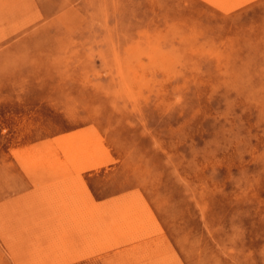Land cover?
<instances>
[{
  "label": "rangeland",
  "instance_id": "obj_1",
  "mask_svg": "<svg viewBox=\"0 0 264 264\" xmlns=\"http://www.w3.org/2000/svg\"><path fill=\"white\" fill-rule=\"evenodd\" d=\"M0 223V264H264V0H0Z\"/></svg>",
  "mask_w": 264,
  "mask_h": 264
},
{
  "label": "crops",
  "instance_id": "obj_2",
  "mask_svg": "<svg viewBox=\"0 0 264 264\" xmlns=\"http://www.w3.org/2000/svg\"><path fill=\"white\" fill-rule=\"evenodd\" d=\"M114 169H116V167L110 165L107 167H101L98 170H88L84 172L83 175L86 179L85 186L90 192L92 200L94 202L103 203L110 199L111 200L115 199L119 197L120 195H122V193L132 191L136 188V185L132 183H122L119 180L114 179V178L109 182L99 181L95 178L92 179L93 181H90V176L95 175L96 171H100L103 173L108 171L110 173H113ZM15 185L17 187L16 188L17 196L30 192L32 190V185L28 181H25V180L24 182L19 181ZM107 254H111V252L93 255L91 257H85V258L83 257V259L80 258V259L74 260L67 264H105L102 262V258L105 257Z\"/></svg>",
  "mask_w": 264,
  "mask_h": 264
},
{
  "label": "bare ground",
  "instance_id": "obj_3",
  "mask_svg": "<svg viewBox=\"0 0 264 264\" xmlns=\"http://www.w3.org/2000/svg\"><path fill=\"white\" fill-rule=\"evenodd\" d=\"M209 2V1H208ZM211 3V2H210ZM212 4V3H211ZM218 4V3H217ZM240 4V3H239ZM238 4V5H239ZM218 7H219V5H218ZM90 8V7H89ZM223 11V10H222ZM230 12V11H229ZM116 13V12H115ZM101 29V28H100ZM5 46V45H4ZM86 50V49H85ZM94 58V57H93ZM212 65V64H211ZM178 68V67H177ZM105 71V70H104ZM135 73H137V72H135ZM98 74V73H97ZM103 74V73H102ZM95 76H96V74H95ZM99 76V75H98ZM104 77V76H103ZM100 80V79H99ZM120 100V99H119ZM121 104V103H120ZM59 106V105H58ZM61 111V110H60ZM62 111H63V109H62ZM82 111V110H81ZM134 111V110H133ZM136 113V112H135ZM193 121V120H192ZM142 122H140V124H141ZM147 124V123H146ZM83 129V128H82ZM79 130V129H78ZM6 131V130H5ZM74 131V130H73ZM85 131V130H84ZM151 131V130H150ZM80 132V131H79ZM87 132V131H86ZM94 133H96V135H98V133H97V131L96 130H94L93 131ZM82 133V132H81ZM84 135H85V133H83ZM79 135V134H78ZM153 135V134H152ZM64 136V135H63ZM83 136V135H82ZM159 136V135H158ZM87 137H88V135H87ZM153 137V136H152ZM156 137H157V135H156ZM89 138V137H88ZM162 138V137H161ZM166 138V137H165ZM66 139V138H65ZM85 139V137H83L82 138V140H84ZM155 139V138H154ZM172 139V138H171ZM47 141V140H46ZM45 141V142H46ZM101 141V139L99 138V143L101 144V151L102 152H105V153H107V149L102 145V143L100 142ZM156 141V140H155ZM184 141V140H183ZM167 142V141H166ZM173 142V141H172ZM90 143H91V141H90ZM46 144V143H45ZM76 144V143H75ZM83 144V146H81L82 147V150H85V147H86V143L84 144V143H82ZM36 145V144H35ZM47 145V144H46ZM180 145V144H179ZM62 146V145H61ZM87 146H88V143H87ZM37 147V146H36ZM59 148H60V146H58ZM162 148V147H161ZM91 149V148H90ZM166 149V148H165ZM167 150V149H166ZM227 151V150H226ZM69 155H71V154H69ZM75 155V154H74ZM92 157H93V155H92ZM106 158V157H105ZM108 158H110V156L108 157ZM47 160V159H46ZM68 160V159H67ZM80 160V159H79ZM86 160H88V159H86ZM103 161V160H102ZM109 161H112V159H110ZM116 161V160H115ZM183 161V160H182ZM78 162V161H77ZM106 162V161H105ZM112 162H114V161H112ZM71 163V162H70ZM79 163V162H78ZM81 163H82V161H81ZM81 163H80V165H81ZM87 163V162H86ZM185 163H186V161H185ZM110 164V163H109ZM182 164V163H181ZM197 164V163H196ZM101 165V163H99V162H90V163H88L87 165H85V166H83V170L84 171H86V170H90V169H93V168H96L97 166H100ZM125 165H126V163H125ZM132 165V164H131ZM26 166V165H25ZM52 166V165H51ZM53 167V166H52ZM181 167V166H180ZM176 168V167H175ZM179 168V167H178ZM82 169V168H81ZM80 168H79V170H81ZM236 169V168H235ZM39 170V169H38ZM66 171H67V169H65ZM204 170V169H203ZM34 171V170H33ZM179 171V170H178ZM52 173V171H49V173ZM54 172V171H53ZM69 172H70V170H69ZM35 173V172H34ZM38 173V172H37ZM56 173H57V171H56ZM55 173V174H56ZM80 173V172H79ZM78 173V174H79ZM101 173V172H100ZM179 173V172H178ZM220 173V172H219ZM36 174V173H35ZM39 174V173H38ZM37 175V174H36ZM54 175V174H53ZM40 176V175H39ZM45 176V175H44ZM55 176V175H54ZM69 176V175H68ZM73 176V175H72ZM75 176H77V173L75 174ZM74 177V176H73ZM39 178V177H38ZM44 178H46V177H44ZM64 178V177H63ZM187 178V177H186ZM37 179V178H36ZM55 179H57L56 177H55ZM188 179V178H187ZM49 180V179H48ZM51 180H53V178L51 179ZM61 180V179H60ZM83 180V179H82ZM214 180V179H213ZM34 181H35V179H34ZM56 181V180H55ZM220 181V180H219ZM218 181V182H219ZM44 182V181H43ZM53 182V181H52ZM154 182V181H153ZM153 182H151V183H153ZM61 183H62V181H61ZM65 183V182H64ZM64 183H62V184H64ZM69 183H70V181H69ZM75 183V182H74ZM155 183V182H154ZM46 184H48V183H46ZM71 184V183H70ZM100 184H102V183H100ZM99 184V185H100ZM227 184V183H226ZM51 185V184H50ZM73 185V184H72ZM82 185H83V188H84V191L86 192V196H87V198H88V200H89V202H91V204L93 205V206H95V207H97V206H99L98 205V203H96V202H94L93 200H92V197H91V194H90V192L88 191V189L86 188V186H85V183L82 181ZM153 185V184H152ZM48 186V185H47ZM53 186H55V185H53ZM52 185H51V189H52V187H53ZM67 185H65L64 187L67 189V187H66ZM158 186V185H157ZM209 186V185H208ZM42 187V186H41ZM46 187V186H45ZM78 187V186H77ZM34 188V187H33ZM54 188V187H53ZM154 188V187H153ZM43 189H44V187H43ZM77 189H79V188H77ZM140 189V188H139ZM148 189H150V190H152L151 188H148ZM155 189V188H154ZM38 190V189H37ZM65 190V189H64ZM63 190V191H64ZM130 190V189H129ZM156 190V189H155ZM198 190V189H197ZM27 191V190H26ZM29 191V190H28ZM32 191V190H31ZM34 191V190H33ZM62 191V192H63ZM81 191V190H80ZM83 191V190H82ZM154 191V190H153ZM42 192V191H41ZM58 192H60V191H58ZM68 192H69V190H68ZM155 192V191H154ZM35 193V192H34ZM36 193H37V191H36ZM43 193V192H42ZM50 193V192H49ZM77 193H78V191H77ZM38 195H39V192L37 193ZM55 194V193H54ZM58 194H63V193H58ZM65 194V193H64ZM76 194V193H75ZM79 194H81V193H79ZM119 194V193H118ZM131 194V193H130ZM33 195V194H32ZM36 195V194H35ZM115 195V194H114ZM45 196V195H44ZM49 196V195H48ZM61 196V195H60ZM59 196V197H60ZM72 196V195H71ZM85 196V195H84ZM118 196V195H117ZM133 196V195H132ZM39 197V196H38ZM46 197V196H45ZM44 197V198H45ZM50 197H51V195H50ZM59 197H57V198H59ZM24 198V197H23ZM40 198H41V196H40ZM56 198V199H57ZM63 198V197H62ZM61 198V199H62ZM66 198H68V195H67V197ZM140 198V197H139ZM55 199V198H54ZM60 199V200H61ZM63 199H65V197L63 198ZM63 199H62V201H63ZM71 199V198H70ZM72 199H73V197H72ZM109 199V198H108ZM107 199V200H108ZM30 200H31V198H30ZM42 200H44V199H42ZM53 200V199H52ZM76 200V199H75ZM111 200V199H110ZM121 200V199H120ZM135 200H136V198H135ZM48 201V200H47ZM46 201V202H47ZM54 201V200H53ZM70 201H72V200H70ZM117 201V200H116ZM140 201H142L143 202V199L141 200L140 199ZM164 201V200H163ZM56 202V201H55ZM63 202H65V201H63ZM85 202V201H84ZM155 201H153V203H154ZM157 202V201H156ZM26 203V202H25ZM73 204H76V203H74V202H72ZM79 203V202H78ZM77 203V204H78ZM135 203H137L136 201H135ZM140 203V202H139ZM144 203V202H143ZM158 203H160V201H158ZM162 203V202H161ZM197 203V202H196ZM28 204V203H27ZM26 204V205H27ZM48 204V203H47ZM51 204V203H50ZM50 204H49V208H50ZM54 204V203H53ZM52 204V205H53ZM64 204V203H63ZM63 204L61 205V206H63ZM68 204V203H67ZM71 204V203H70ZM138 204V203H137ZM141 204V203H140ZM145 204V203H144ZM143 204V208L145 209V207H147V206H145ZM198 204V203H197ZM25 205V206H26ZM65 205H66V203H65ZM107 205V204H106ZM105 205V206H106ZM133 205V204H132ZM142 205V204H141ZM154 205V204H153ZM156 205H158V204H156ZM36 206V205H35ZM55 206V205H54ZM54 206H53V208H54ZM67 206V205H66ZM69 206V205H68ZM110 206V205H109ZM138 206V205H137ZM160 206V205H159ZM159 206H157L158 208H159ZM199 206V205H198ZM57 207V206H56ZM108 207V206H107ZM141 207V206H140ZM46 208V207H45ZM75 208H76V206H75ZM200 208V207H199ZM128 209V208H127ZM143 209V210H144ZM160 209V208H159ZM158 209V210H159ZM77 210H78V208H77ZM81 210H82V208H81ZM87 210V209H86ZM147 209H145V211H146ZM89 211V210H88ZM91 211V210H90ZM135 211V210H134ZM160 211V210H159ZM82 212V211H81ZM83 212H84V210H83ZM114 212H115V210H114ZM128 212H129V210H128ZM79 213V212H78ZM91 213V212H90ZM93 213V212H92ZM116 213V212H115ZM118 213V212H117ZM81 214V213H80ZM46 215V214H45ZM67 216H68V214H66ZM65 215V216H66ZM77 215V217H78V214H76ZM143 215V214H142ZM7 216V215H6ZM86 216V215H85ZM81 217V216H80ZM127 217V216H126ZM126 217H125V219L124 220H126ZM142 217V216H141ZM203 217V216H202ZM79 218V217H78ZM123 218V217H122ZM144 219H145V214H144V217H143ZM36 219V218H35ZM120 220V219H119ZM119 220H118V222H119ZM146 220V219H145ZM2 221V220H1ZM4 221V220H3ZM2 221V222H3ZM60 221V220H59ZM1 222V223H2ZM56 222V221H55ZM61 222V221H60ZM87 222V221H86ZM148 222V221H147ZM150 222H153L152 220L150 221ZM0 223V224H1ZM4 223V222H3ZM144 223H146V221L145 222H143V225H144ZM42 224V223H41ZM70 224H72V223H70ZM101 224V223H100ZM128 224V223H127ZM135 224V223H134ZM148 224V223H147ZM203 224H204V222H203ZM133 225V224H132ZM131 225V226H132ZM1 226V225H0ZM7 226V225H6ZM101 226V225H100ZM118 226H119V224H118ZM158 226V225H157ZM55 227V226H54ZM112 227V226H111ZM128 227V226H127ZM133 227V226H132ZM81 228V227H80ZM91 228V227H90ZM102 228V227H101ZM108 228V227H107ZM136 228V227H135ZM139 228V227H138ZM56 229H58V228H56ZM110 229V228H109ZM127 229V228H126ZM137 229V228H136ZM148 229V228H147ZM81 230H83V229H81ZM115 230H116V228H115ZM58 231V230H57ZM85 231H86V228H85ZM126 231H128V230H126ZM138 231V230H137ZM78 232H80V231H78ZM119 232V231H118ZM122 232V231H121ZM139 232V231H138ZM142 232L144 233V231L142 230ZM147 232V231H146ZM165 232V231H164ZM8 233V232H7ZM50 233V232H49ZM101 233V232H100ZM133 233V235H135L134 234V232H132ZM136 233V232H135ZM13 234V233H12ZM17 234V233H16ZM54 234V233H53ZM99 234V233H98ZM154 234H156V233H154ZM163 234V233H162ZM52 235V234H51ZM95 235V234H94ZM119 235H121V233L119 234ZM125 235V234H124ZM132 235V236H133ZM142 235V234H141ZM14 236V235H13ZM16 236V235H15ZM34 236V235H33ZM32 236V237H33ZM122 236V235H121ZM156 236H158V235H156ZM162 236V235H161ZM56 237V236H55ZM87 237V236H86ZM85 237V238H86ZM128 237V236H127ZM129 237H130V235H129ZM129 237L127 238L128 240H129ZM136 237V236H135ZM134 237V238H135ZM140 237H145L144 236V234L142 235V236H140ZM155 237V236H154ZM160 237V236H159ZM212 237V236H211ZM34 238V237H33ZM53 237H51V239H52ZM149 238V237H148ZM32 239V238H31ZM121 239V238H120ZM125 239V238H124ZM138 239V238H137ZM160 239V238H159ZM163 239V238H162ZM213 239V238H212ZM13 240H14V237H13ZM122 240V239H121ZM148 240V239H147ZM151 240H153L152 238H151ZM214 240V239H213ZM57 241V240H56ZM55 241V242H56ZM123 241V240H122ZM129 241H131V240H129ZM128 241V242H129ZM136 241V240H135ZM144 241V240H143ZM161 241V240H160ZM15 242H16V240H15ZM86 242H91V241H87L86 240ZM107 242V241H106ZM109 242V241H108ZM107 242V243H108ZM139 242H141V241H139ZM164 242V241H163ZM92 243H93V240H92ZM91 243V244H92ZM120 243H123V242H120ZM129 243H131V242H129ZM133 243V242H132ZM147 243V242H146ZM153 243V242H152ZM152 243H151V245H152ZM57 244V243H56ZM109 244H110V242H109ZM167 244V243H166ZM35 245V244H34ZM85 245H87V244H85ZM95 245V244H94ZM119 245V244H118ZM118 245H117V247H118ZM133 245V244H132ZM148 245V244H147ZM170 245H171V243H170ZM8 245H6V247H7ZM57 246V245H56ZM89 246V245H88ZM92 246V245H91ZM99 246V245H98ZM116 246V245H115ZM114 246V247H115ZM131 246V245H130ZM155 246V245H154ZM162 246V245H161ZM164 246V245H163ZM172 246V245H171ZM85 247H87V246H85ZM97 247V246H96ZM96 247L95 248H93V247H91V251L94 249V251H96L95 249H96ZM110 247H112L111 245H110ZM146 247V246H145ZM89 248H90V246H89ZM134 248V247H133ZM147 248V247H146ZM157 248V247H156ZM155 248V249H156ZM163 248V247H162ZM170 248V247H169ZM86 249V248H85ZM126 249V248H125ZM125 249H123L124 251H125ZM143 249V248H142ZM165 249H167V248H165ZM174 249V248H173ZM35 251H36V249H34ZM98 250V249H97ZM131 250V249H130ZM148 250V249H147ZM157 250V249H156ZM158 250H160V249H158ZM18 251V250H17ZM84 251V250H83ZM86 251V250H85ZM91 251H89V250H87V252H88V254H89V252H91ZM93 251V252H94ZM117 251V250H116ZM122 251V250H121ZM135 251V250H134ZM133 251V252H134ZM140 252H141V249L139 250ZM97 252V251H96ZM102 252V251H101ZM119 252V251H118ZM127 252V251H126ZM125 252V253H126ZM156 252V251H155ZM164 252V251H163ZM61 253V252H60ZM100 253V252H99ZM115 253V252H114ZM124 253V254H125ZM147 253V252H146ZM157 253V252H156ZM162 253V252H161ZM176 253H177V251H176ZM91 254H92V252H91ZM91 254H89V255H91ZM122 254V253H121ZM127 254V253H126ZM128 254H129V252H128ZM175 254V253H174ZM83 255H85V253L83 254ZM88 255V256H89ZM156 255V254H155ZM31 256V255H30ZM61 256H62V254H61ZM117 256H118V254H117ZM116 256V257H117ZM119 256H120V253H119ZM124 256V255H123ZM131 256V255H130ZM178 256V255H177ZM85 257H86V255H85ZM84 257V258H85ZM42 258V257H41ZM126 258V257H125ZM150 258V257H149ZM180 259H181V257H179ZM13 259V258H12ZM55 259V258H54ZM78 258H65V259H63L59 264H66L67 262H69V261H74V260H77ZM82 259H83V257H82ZM118 259V258H117ZM129 259V258H128ZM172 259V258H171ZM125 260V259H124ZM127 260V259H126ZM170 260V259H169ZM54 261V260H53ZM122 261H123V259H122ZM171 261V260H170ZM15 262V261H14ZM183 262V261H182ZM32 263H33V261H32ZM35 263V262H34ZM56 263H57V259H56ZM121 263V262H120ZM126 264H127V262H125ZM24 264V263H23ZM38 264V263H37ZM123 264V263H122Z\"/></svg>",
  "mask_w": 264,
  "mask_h": 264
}]
</instances>
